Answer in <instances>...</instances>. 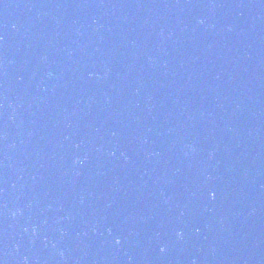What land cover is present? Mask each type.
I'll return each mask as SVG.
<instances>
[{
    "label": "water",
    "instance_id": "1",
    "mask_svg": "<svg viewBox=\"0 0 264 264\" xmlns=\"http://www.w3.org/2000/svg\"><path fill=\"white\" fill-rule=\"evenodd\" d=\"M0 264H264V0H0Z\"/></svg>",
    "mask_w": 264,
    "mask_h": 264
},
{
    "label": "snow or ice",
    "instance_id": "2",
    "mask_svg": "<svg viewBox=\"0 0 264 264\" xmlns=\"http://www.w3.org/2000/svg\"><path fill=\"white\" fill-rule=\"evenodd\" d=\"M213 195H215V194H213Z\"/></svg>",
    "mask_w": 264,
    "mask_h": 264
}]
</instances>
